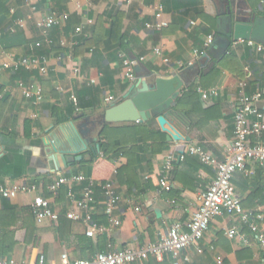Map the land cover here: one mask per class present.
Instances as JSON below:
<instances>
[{
	"label": "crops",
	"instance_id": "1",
	"mask_svg": "<svg viewBox=\"0 0 264 264\" xmlns=\"http://www.w3.org/2000/svg\"><path fill=\"white\" fill-rule=\"evenodd\" d=\"M161 5L163 20L169 25L158 31L147 27L146 23H156L155 15ZM33 6L37 7L36 11L32 10ZM237 8L264 18V0H237ZM3 9L7 12L5 18ZM227 10L228 0L0 1V57L5 54L18 58L40 54L50 57V72L45 76L26 70L1 73L0 184L26 183L37 189L36 194L21 193L12 200L0 198L1 255L5 260L37 264L44 256L46 264H59L64 253L89 260L101 252L126 248L144 250L157 243L171 224L190 222L200 208L201 193L215 177L214 170L195 157L183 163L177 160L173 188L164 192L158 180L165 158L171 153L177 157L188 145H201L223 160L233 141L239 84L246 82L249 94L264 89V54L237 41L225 54H219L214 42L219 29L227 31L223 21ZM51 12L68 14L69 21L50 32L56 42L52 50L39 49L36 44L44 42L46 37L38 29L37 21ZM118 16L116 41L111 43L105 31ZM99 17L103 19L99 30L104 32L101 35L98 32L96 44L89 50L59 45L62 39L69 43L77 40L79 47L87 38L76 35L75 29L82 28L89 38ZM16 20H21L23 26H15ZM88 20L93 23L89 24ZM209 36H214V42L206 53L212 52L213 58L203 60L196 52L205 50ZM120 37L122 42H119ZM156 48L162 50L161 56L156 54ZM226 54L234 60L227 62L226 69H221L218 62ZM141 57L144 60L136 67L141 71L135 69L136 78L146 77L150 72L161 76L181 74L185 85L180 98L188 90L197 94L193 100L176 105L168 115L185 141L169 142L165 133L167 148L164 149L160 140L154 141L145 134V140H138L128 156L119 154L106 158L96 147L100 146L99 134L105 125L102 114L106 107L123 102L133 85V81L126 78L123 60ZM76 68L80 70L78 76L74 73ZM20 82L25 87L40 86L43 101L34 104L33 100L25 98ZM198 89L206 92L217 89L218 96L205 101ZM72 96L76 97L77 105ZM110 97L114 100L108 103ZM257 105L264 108V97ZM62 120L65 121L60 122ZM110 125H144L151 135L164 133L155 120ZM79 132L92 148L79 154L81 160L68 156L71 162L68 167L59 156L57 166L48 153V143H66L71 135ZM129 158L135 169L122 176L121 183L117 182L118 172L128 164ZM246 170L236 174L234 190L245 210L264 213V167L249 163ZM70 175H84L95 182L114 180L121 197L115 211L122 220L119 228H113L105 215V198L99 189L91 212L95 220L107 228L104 234L89 238L87 226L66 217L72 208L68 198L70 186L63 185L57 196L49 188L56 179ZM35 195L52 200L53 210L60 216L57 222L49 219L37 222L31 210ZM137 207L140 212L135 210ZM151 208L158 210L161 216ZM235 226L245 235L248 244L228 238L227 231ZM200 246L202 254L194 246L183 253V264H217L218 260L223 264H264L262 249L237 217L216 218ZM142 264H168V260L156 262L150 257Z\"/></svg>",
	"mask_w": 264,
	"mask_h": 264
},
{
	"label": "built area",
	"instance_id": "2",
	"mask_svg": "<svg viewBox=\"0 0 264 264\" xmlns=\"http://www.w3.org/2000/svg\"><path fill=\"white\" fill-rule=\"evenodd\" d=\"M32 10L36 11L37 7L33 6ZM163 15L164 7L161 5L155 15L156 23H146V26L158 31L167 28L169 24L163 20ZM68 21L69 15L59 12H51L40 17L37 21V27L46 39L44 42H38L36 47L52 50L56 42L51 38L50 32L55 28L65 26ZM88 22L89 24L93 23L92 20H88ZM15 26L22 27L23 22L16 20ZM75 34L84 35L85 38H88V35L80 27L75 29ZM213 42L214 36H209L205 50L202 52L197 51L196 53L198 55L205 54ZM237 43H245L256 50V52L264 54V45L261 43L241 39ZM59 45L62 48H68V46L74 48L78 45V41L73 40L69 43L62 39ZM155 52L159 56L162 55L160 48H156ZM143 60V57L136 60H123L126 78L130 81L136 78L135 69ZM164 61L166 63L169 62L167 58ZM49 62L50 57L48 54L19 58L5 54L4 57H0V78L2 72L9 70L14 73L26 70L27 72H38L45 76L50 72ZM74 73L78 76L80 74L79 68H76ZM19 86L22 89L23 96L33 100L34 104H40L43 101V92L40 86L30 85L25 87L22 82L19 83ZM239 87L240 92L234 116L233 141L228 147L223 160H220L201 145H188L182 149V152L177 157L171 153L165 158V165L158 180L164 192H170L173 188L172 176L175 161L177 160L183 163L187 157H195L201 164L214 170L215 177L207 189L201 193L200 208L193 214L190 222L187 224H171L157 243L149 245L144 250L126 248L101 252L89 260L73 258L68 253H64L60 257L59 264H142L148 261L150 257L154 258L156 262L168 260V264H183V253L190 247L194 246L199 254L203 253L200 243L209 231L211 223L216 218L224 216L237 217L239 222L250 230L254 240L264 253V213L245 210L241 197L235 192L233 187V180L236 174L246 172L249 163L264 167V108H260L257 105L258 102L263 100L264 89H258L254 93L249 94L246 91L248 87L246 82H241ZM198 92L205 101H209L213 96H218L217 89L207 92L198 89ZM72 100L75 105L78 104L76 97L72 96ZM113 100L114 98L110 97L107 102L110 103ZM63 185L70 186L68 198L72 205L66 217L72 221L82 222L87 226L86 235L89 238L95 239L98 235L107 231L106 227L95 220L91 212L92 207L96 203L98 189L104 195V213L111 226L119 228L122 225L121 218L115 215V211L121 203V197L114 180L95 182L84 175H70L56 179L49 189L54 196H57ZM21 193L36 194V186L26 183L0 184V198L12 200L16 199ZM31 210L38 223H42L47 219L57 222L60 217L53 210L52 200L40 195H35ZM135 210L140 212L141 209L137 207ZM226 235L231 240L239 239L246 244L249 243L238 226L228 230ZM1 245L0 238V264H27L16 260H5L1 255ZM37 264H46L45 257L41 256ZM217 264H223L222 260H218Z\"/></svg>",
	"mask_w": 264,
	"mask_h": 264
},
{
	"label": "water",
	"instance_id": "3",
	"mask_svg": "<svg viewBox=\"0 0 264 264\" xmlns=\"http://www.w3.org/2000/svg\"><path fill=\"white\" fill-rule=\"evenodd\" d=\"M223 21L227 31L219 29L214 42L217 44L219 54H225L232 43L240 39L253 40L264 45V18L257 17L252 11L238 9L237 0H228V10ZM211 58H213L212 52L202 55L203 60ZM140 71V68H136V72ZM184 85L181 74L161 76L150 72L146 77L135 78L124 101L105 108L102 123L143 124L155 120L160 129L168 135L169 142L185 141L184 136L168 120V115L174 110ZM84 138L83 133L79 132L71 135L66 143L49 142L47 149L51 154V160L58 166L60 156L65 167L71 163L68 156H75V160H81L82 157L79 154L92 148ZM96 147L100 151V146L96 145ZM151 210L156 211L158 217L161 216L158 210L154 208Z\"/></svg>",
	"mask_w": 264,
	"mask_h": 264
},
{
	"label": "trees",
	"instance_id": "4",
	"mask_svg": "<svg viewBox=\"0 0 264 264\" xmlns=\"http://www.w3.org/2000/svg\"><path fill=\"white\" fill-rule=\"evenodd\" d=\"M3 13H4V18H5V15L7 14L5 9H3ZM119 21H120V16H118L115 20H113V24L111 25L110 29L105 31V33L108 34L107 37L108 36L111 37L110 39L108 38L109 39L108 42L111 41V43H113L116 41L115 39L116 32H117L116 29L118 28V25L120 24ZM102 22H103V19L99 17L97 22L93 24L94 26H92L93 30L90 31V37L85 39L79 47L76 46L75 48L77 50L80 47H86V49L89 50L92 46L96 44L95 40H96V36L98 35V32L100 33V35L102 34V32H104V31L99 30L100 26L102 25L101 24ZM7 29L9 30V27ZM119 42H122V37L119 38ZM15 55L18 56L19 53L17 52L15 53ZM233 60H234L233 56L226 54L221 60H219L218 67H220L221 69H226L227 62H232ZM239 76L241 78L243 77L242 74H239ZM196 96L197 94L195 92H193L192 90H188L184 92L181 98L179 97L177 99L176 105H178L179 103L182 104L185 100H193V98H196ZM64 121L65 120H62L60 122H64ZM145 134H147L149 138L153 139L154 141L157 138L163 144V148L164 149L167 148V141H166L165 133L159 132L156 135L154 134L151 135L150 131L144 125H133L132 127H129V126L114 127L110 124H105L101 128L100 134H99V137L101 139L100 140V151L103 154V156H105L106 158L115 157V156H118L119 154L128 156L131 150L133 151L135 150V146H136L135 143L138 140H141V141L145 140L146 138ZM188 158L189 157H187L186 160ZM132 169H135V166L132 164L129 158L128 164L119 170L118 176H117V182L118 181L122 182L120 178L124 175H127L128 171ZM89 172L90 171L88 170V173Z\"/></svg>",
	"mask_w": 264,
	"mask_h": 264
}]
</instances>
